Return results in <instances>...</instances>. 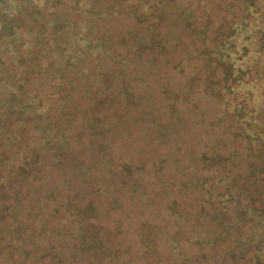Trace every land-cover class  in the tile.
Segmentation results:
<instances>
[{"label": "trees", "instance_id": "1", "mask_svg": "<svg viewBox=\"0 0 264 264\" xmlns=\"http://www.w3.org/2000/svg\"><path fill=\"white\" fill-rule=\"evenodd\" d=\"M8 1L0 0V36L9 33L10 37H19L25 3L13 2L8 8ZM113 1L112 8L121 5L130 10L122 13L105 7ZM234 2L243 14L240 25L224 23L215 37H208L207 26L194 29L192 33L194 39L200 38L202 45L199 58L203 62V93L210 98L216 96L219 106L218 124L214 126L217 131L214 136H208L207 147L199 161L203 170L218 173L211 177L214 185L225 188L224 192L215 194L218 198L214 207L216 221L222 229L217 233V240L222 239L223 234L234 232L233 243L238 251L235 253L246 255L253 251L258 264H264V162L262 158L257 160L260 154L264 155V0ZM62 3L68 1L47 0L46 9L35 2L32 6L55 11ZM72 3V10H77L82 19H64L60 11L43 15L58 34V51L51 55L54 68L74 71L81 78L88 76L96 86L108 83L111 75L116 78L124 71L126 74L120 79L126 82V77L134 71L133 76L141 87L147 88L148 82L144 79L155 71L148 69L159 63L167 49L160 34L168 28V21L175 23L169 26L171 28L182 26L184 21L187 30L193 29L196 23L194 5L187 10L178 0H72ZM104 16L124 18L125 22H132L131 30L143 31L124 36L125 54L114 52L116 21L112 29H107ZM183 34L180 37L184 40ZM40 35L44 37L43 33ZM168 38L165 39L176 46L175 38ZM146 50L153 51L148 67L144 65ZM60 51L65 53L61 55ZM106 61L115 64L111 73L103 70ZM5 74V71L0 72V264H29L32 255L27 249L30 246L54 251L56 237L69 225H73L71 248L59 256L48 252L44 254L45 259L51 256L53 261L60 259L57 264L65 260L77 264L92 251L103 257L107 248L85 228V221L97 217L96 211L93 207L83 211L81 202L100 178L99 169L103 166L102 159L93 157L97 142L94 143L93 137L96 134L105 137L99 133L105 124L99 116L104 102L96 104L97 114L88 117L92 121L90 124L76 117L63 123L57 121L53 107L47 108L45 101L31 98L26 82L19 79V75ZM103 78L104 82H100ZM127 85L130 86L129 81ZM102 89L105 93L106 89ZM129 90L130 87L122 89L112 96L123 98L121 94H126L127 99H123L128 100L132 96ZM227 118L230 120L224 126ZM158 131L166 134L161 126ZM222 134H229L230 138L225 141ZM231 138L234 146L241 140L239 150L233 152L227 148ZM104 149L102 146L99 153ZM85 151L90 152V157L81 156ZM91 159L92 163L88 164ZM130 176L126 179L137 193L142 187ZM208 181L201 180L195 186L206 192ZM242 195H248L245 197L247 203L240 200ZM80 217L82 219L78 220ZM244 226L249 227L247 237L241 234ZM170 242L172 247H177L174 238ZM63 246L66 249L67 245ZM231 253L234 255V249Z\"/></svg>", "mask_w": 264, "mask_h": 264}, {"label": "rangeland", "instance_id": "2", "mask_svg": "<svg viewBox=\"0 0 264 264\" xmlns=\"http://www.w3.org/2000/svg\"><path fill=\"white\" fill-rule=\"evenodd\" d=\"M67 1L56 12L45 10L47 0L8 1V8L13 2L18 5L25 3L22 5L25 14L22 13L19 37H10L9 33L0 36V72L5 71L7 76L12 72L19 75V79L26 82L31 98L45 101L47 108L53 107L57 121L63 123L76 117L90 124L92 121L88 117L97 114L96 104L104 102L99 116L105 124L99 133L105 137L93 134L94 143L97 140L93 157L102 159L103 166L99 169L100 178L84 194L81 207L83 211L90 207L95 209L97 217L87 218L85 228L107 251L103 257L92 251L77 264H258L253 251L246 255L235 253L238 251H235L233 243L234 232L223 234L224 237L217 240V233L222 229L216 221L214 207L218 198L215 194L224 192L225 188L214 185L212 176L218 173L203 170L199 161L200 154L207 147L208 136H214L217 131L214 126L218 124L219 106L216 96L210 98L203 93V62L199 58L202 45L200 38L194 39L192 33L194 29L207 26L208 37L218 36L224 23L240 25L241 9L234 0H178V4L187 10L194 5L196 23L193 29L187 30L184 21L182 26L173 28L169 26L175 23L168 21V28L160 34L167 49L159 63L148 69L155 70L144 79L148 87H141L133 76L134 71L126 77L128 86L127 81L120 79L126 74L124 70L116 78L111 75L108 83L101 79L104 85L96 86L88 76L81 78L74 71L54 68L51 55L58 51V34L46 23L43 15L60 11L64 19H82L77 10H72V0ZM32 2L44 7L45 11L33 7ZM113 3H106L105 7L122 13L130 10L121 5L112 8ZM103 18L107 29H112L116 21V30L113 29L116 54L127 52V44L122 41L125 35L129 32L143 33L142 30H131L132 22L127 23L124 18ZM182 34L184 40L180 37ZM168 37L175 38L176 46L169 43ZM150 38L153 39L152 36ZM152 52L146 50L144 65L147 67ZM64 53L60 51L61 55ZM103 70L114 71V62L106 61ZM190 84L191 88L188 87ZM129 87L132 93L128 99L130 103L123 99H127L126 94H121L123 98L112 96ZM102 88L106 89L105 93H102ZM181 91L185 94H179ZM229 120L226 119L224 126ZM158 126L165 128V135L158 131ZM106 127L112 129L111 132L105 131ZM222 138L226 141L230 135L222 134ZM233 142L231 138L226 146L234 152L239 150L241 140L235 143L236 146ZM102 146L105 149L99 153ZM81 156L90 157V152L85 151ZM261 158L264 162L263 154L257 160ZM92 161L89 160L88 164ZM125 166L135 169L129 170ZM129 175L142 187L137 193L133 192L126 179ZM222 175L225 176V172ZM206 179H209V187L205 192L195 185ZM246 196H241L243 203H247ZM72 227L67 226L56 237L55 252L47 247H28L32 255L29 264L60 262L57 258L53 261L51 256L45 259L44 254L53 252L59 256L70 249ZM248 231L249 227L244 226L241 234L247 237ZM172 238L177 241V247H172ZM233 249L234 255L231 253ZM60 264L73 263L65 260Z\"/></svg>", "mask_w": 264, "mask_h": 264}]
</instances>
